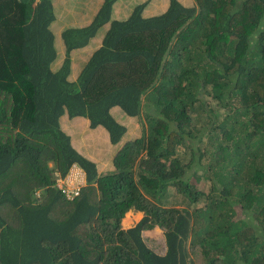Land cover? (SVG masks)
I'll list each match as a JSON object with an SVG mask.
<instances>
[{
  "label": "trees",
  "instance_id": "16d2710c",
  "mask_svg": "<svg viewBox=\"0 0 264 264\" xmlns=\"http://www.w3.org/2000/svg\"><path fill=\"white\" fill-rule=\"evenodd\" d=\"M116 1L104 0L89 26L64 30L57 1L0 0V264H264V0H170L161 15L111 20ZM109 19L70 80V52ZM209 93L222 116L204 114ZM144 109L135 138L130 121ZM77 120L122 142L109 173L76 149ZM206 139L226 146L204 169ZM74 164L87 185L70 200L54 180ZM171 189L184 207H160ZM235 205L246 218L234 219ZM131 209L144 217L126 229Z\"/></svg>",
  "mask_w": 264,
  "mask_h": 264
},
{
  "label": "clouds",
  "instance_id": "9594fccd",
  "mask_svg": "<svg viewBox=\"0 0 264 264\" xmlns=\"http://www.w3.org/2000/svg\"><path fill=\"white\" fill-rule=\"evenodd\" d=\"M60 1L63 3V9L67 12V15L69 17L68 20H62L64 22V26H65L64 30L67 29V28H74V27L83 28V27L89 26L93 22L95 17L98 15V12L101 9V7L103 5V2H104V0H95V8L97 9V12L94 14L92 19L89 20V18H91V15L93 13L92 12H84L82 10V6L77 1H75V0H60ZM152 1L153 0H141V1H139V0H136V1H134V0H117L113 4L112 12H110V18H111V20H126L138 10H139L140 14L143 17L150 18V17L158 16V15H161V14L165 13L170 7V0H167V1H164V2H167V7L164 10L163 9L150 10L148 8V6H150ZM141 4H144V5H141ZM193 4H194V2L190 3V5H193ZM85 13H87L86 17H88V21H83L80 18ZM111 20L109 19L108 21H106L102 25V27H100L98 29V31L96 32V35L93 38H91V40L88 42L87 45H85L83 47H80V48L73 49L70 52V55H71L70 80H72V81L77 80V78L80 75L82 69L84 68L86 63L89 61V59L92 56V54L99 47H101V45L103 43V40H104V37H105L107 31L109 30V28L111 26ZM64 30H62V32ZM103 30H104V33L102 34L101 38H97V36L100 33H102ZM60 38H61L62 44L65 46L63 38L62 37H60ZM95 40L98 43L95 42L94 45H93V48L91 50H89V52H88L89 54L85 55L83 57V59H81L79 61L80 71L78 73H74L73 72L74 71V56H73V52L77 53L79 51H86L87 47ZM58 56L62 57V58H65V56H66V47H65V54L60 55L58 53ZM206 97H207L206 98L207 103L205 104V106H203L204 114L209 113L211 110H218L219 114L222 115L223 111H225V107L222 106L221 102L218 99L212 98L210 93L206 94ZM212 101H215L217 103L218 108L212 105V103H211ZM200 111H202L201 108H199L198 110L193 111V114H195L194 116H200V114H201ZM147 112H148V110L144 109V112H143L141 118H139V119L136 118V117H134V119L132 118V124H137L141 128V134H140L141 136L140 137L143 136L142 135V130L145 129L144 128L145 126L142 125L140 123V121L142 120V121H144V123H146L145 115H146ZM113 114H114L115 117H117V114H115V113H113ZM86 125H87V129L88 128L91 129V130L100 129L101 131L107 133L110 136L109 132L103 126H98L96 128H91V126H89V124H85L84 128L86 127ZM140 137L138 135L135 138H140ZM206 143H207V146H209V149H208L209 151H208V153H206L207 156L204 157V159H206V160H204V165H203L204 169L208 165L209 166H213L214 164H216L217 160L220 159V156L217 153L225 154V151L222 150V147L226 146L223 141H220L217 146L209 145L208 142H207V139L205 140L204 144H206ZM76 149L78 151H80L82 154L85 155L84 151L79 150L77 147H76ZM85 156L87 157V159H89V160H91V161L96 163L100 175L109 173L114 168L113 165H112L113 164V158H112V164L106 168V166L103 167L105 164L103 166H100L98 164V162L95 159H93L90 155H89V157L87 155H85ZM140 156H144V153L141 154ZM136 163L138 164L139 161L137 160ZM203 168L201 170H196V171L201 173V175H204L206 177V180L207 179L210 180V183L208 182L209 183L208 191H206V193H208L209 190L211 189L212 179H209V173L204 171ZM132 170L134 171V175L135 176L138 175L137 173H138L139 167L135 166L134 168H132ZM213 180H218V179H213ZM86 185H87L86 172L82 169V167H80L77 164H74L65 176H62L60 174V172H56L55 173L54 187L59 189L65 195V197L67 199L74 200V198H76L77 196H79L81 194V191H82L83 187H85ZM217 186L219 188H221L220 184H217ZM201 190L204 191L203 188H201ZM43 192H44L43 189L37 190L36 191V197L38 199L41 198ZM167 196L169 197L168 200L171 201V203H166L167 202V200H166L165 202L161 203L162 204V206H160L161 208H164V207H176V206L184 207L185 206V203H184L185 202V197H183V195L179 196V194H176L175 189H171V191L168 193ZM173 196L179 197L180 200L178 201L177 204H174V202L171 200V198ZM201 203L203 204V202H200V203H197L196 205L197 206H201L202 205ZM187 206H188V202H187ZM236 207H239L240 210L243 213V209H242L243 206L235 205V207L233 208V210L231 212V214L234 213L233 217L237 214ZM190 209H193V208H190ZM128 212L132 213L133 216H134L135 213H141V216L139 217L140 220L137 221L136 224L138 222H140L141 219L144 217V211H140V210L137 211V210H132L131 209V210L127 211L126 214ZM124 218H125V216L123 217V219ZM245 218H246V216H245ZM122 220H121V222H122ZM133 220H135V219H133ZM135 225H133L132 227H134ZM127 228H131V227H127Z\"/></svg>",
  "mask_w": 264,
  "mask_h": 264
},
{
  "label": "rangeland",
  "instance_id": "374dc122",
  "mask_svg": "<svg viewBox=\"0 0 264 264\" xmlns=\"http://www.w3.org/2000/svg\"><path fill=\"white\" fill-rule=\"evenodd\" d=\"M54 1L56 2L57 0H54ZM134 1H136V0H134ZM163 1H167V0H163ZM190 1L191 2H189V3H192V0H190ZM55 5H56L55 11L58 14L60 12V9H61L63 3L60 0H58ZM58 20L53 22V24L57 25V29H56L57 31H59L63 27V23H64L62 20L61 21L63 23L59 22ZM103 33H104V30L102 33H100L97 36V38H101ZM96 40L93 41L87 47L86 51H79L77 53L73 52V56H74V71L73 72L74 73H78L80 71L79 61L81 59H83V57L85 55L89 54L88 52H89V50H91L93 48L94 43L97 42ZM55 43L58 45V53L60 55L65 54V46L62 44L61 38L59 37L58 34H56ZM211 103L213 106L218 108L217 103L215 101H212ZM222 115H220V116H222ZM79 118L85 119V117H77V119H79ZM130 122H132V121H130ZM72 125L81 126V129L77 132L76 137H75V143L78 145L77 148L81 151L88 153L93 159H95L98 162V164L100 166H103L104 164L105 165L103 167L106 166V168H107L108 166H110L112 164V158L117 153V151L120 147V144H122V142L112 144L110 136L107 133L101 131L100 129H96V130H91L89 128L87 129V125L84 128V125H83L82 121H80V120H77L75 123H72ZM76 130H78V128ZM144 131H145V129L142 130V135H143ZM101 132L103 133V135L101 134ZM128 134L129 135L132 134L131 136H134V137L139 135V137H140L141 136L140 135L141 134V128L137 124H133L131 126V132H129ZM204 160H206V159H204ZM199 174L201 175V173H199ZM208 182L210 183V180H208V179L206 180V178L201 180V182L199 183V188L200 189L203 188L205 192L208 191V188H209ZM171 200L174 202V204H177L180 199L177 196H173L171 198ZM236 211H237V214L234 216L235 220H237L239 218H244L246 216V214L242 213V211L240 210L239 207H236ZM127 214L125 215V218L121 222V226L123 228L132 227L133 225L136 224L137 221L140 220L139 217L141 216V213H140V215H137V216H133V214L131 213V216L126 217ZM133 219H135V220H133Z\"/></svg>",
  "mask_w": 264,
  "mask_h": 264
},
{
  "label": "crops",
  "instance_id": "0c3cea01",
  "mask_svg": "<svg viewBox=\"0 0 264 264\" xmlns=\"http://www.w3.org/2000/svg\"><path fill=\"white\" fill-rule=\"evenodd\" d=\"M139 1H141V0H139ZM166 7H167V2H164L163 0H153L152 3L150 4V6H148V8L150 10H156V9H163L164 10ZM96 12H97V9L94 8L93 11H92L93 14L91 15V18H89V20L92 19V17L94 16V14ZM86 16H87V13L83 14V16L80 17L81 20L88 21V17H86ZM101 134L103 135L102 132H101ZM84 153H85V155H87L89 157L88 153H86V152H84Z\"/></svg>",
  "mask_w": 264,
  "mask_h": 264
},
{
  "label": "bare ground",
  "instance_id": "6f19581e",
  "mask_svg": "<svg viewBox=\"0 0 264 264\" xmlns=\"http://www.w3.org/2000/svg\"><path fill=\"white\" fill-rule=\"evenodd\" d=\"M137 215H140V214H135L134 216H137ZM128 216H131V215H127L126 217H128Z\"/></svg>",
  "mask_w": 264,
  "mask_h": 264
}]
</instances>
